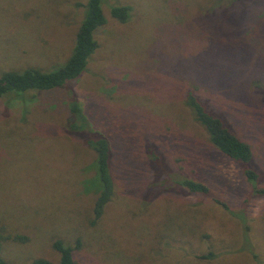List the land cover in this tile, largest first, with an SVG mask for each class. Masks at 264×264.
<instances>
[{
  "label": "rangeland",
  "instance_id": "1",
  "mask_svg": "<svg viewBox=\"0 0 264 264\" xmlns=\"http://www.w3.org/2000/svg\"><path fill=\"white\" fill-rule=\"evenodd\" d=\"M86 1L0 0V74L62 67ZM117 6L131 8L128 21L111 16ZM101 7L98 48L78 79L0 100V234L24 238L5 241L0 257L56 263L52 244L74 248L78 240L76 264H264V195L242 165L208 144L185 105L197 89L208 111L251 146L263 189L264 0H102ZM208 36L244 37L249 48L208 55ZM71 95L111 147L115 194L95 224L94 195L85 190L95 157L69 131ZM183 179L209 193L187 192L177 184ZM209 251L215 259L199 258Z\"/></svg>",
  "mask_w": 264,
  "mask_h": 264
},
{
  "label": "trees",
  "instance_id": "2",
  "mask_svg": "<svg viewBox=\"0 0 264 264\" xmlns=\"http://www.w3.org/2000/svg\"><path fill=\"white\" fill-rule=\"evenodd\" d=\"M101 2L102 0H87L86 3L82 5L85 9V15L77 29L72 53L62 67L51 72H43L36 68H26L22 71H3L0 74V100L11 96L20 98L25 96L27 91L53 90L78 79L86 70L88 59L98 48L93 34L99 27L105 24ZM110 12L114 19L119 22H126L130 18L131 8L128 6H117L111 8ZM206 43L209 46L207 50L208 55L212 54L213 49L223 51L234 49L236 50H233L234 54H236L244 53L247 51L246 48H249L247 40L244 37L226 42L208 36ZM196 90L197 89H194L188 93L185 105L190 109L194 121L206 132L208 144L222 153L225 157L242 165L243 176L254 193L264 195V188H257L261 176L252 167L254 154L251 146L237 137L233 131L225 125L221 118L208 111L207 106H205L196 95ZM71 94L74 95L72 92ZM72 95L67 102V108L72 120L69 124V131L73 132L74 130L75 134H78L80 139L84 140V143L92 150L95 157L93 162L88 166V171H92V178L88 179L85 183V190L94 195L91 209L93 217L91 224H95L101 219L105 208L115 194L114 180L111 172V147L107 138L91 127L80 104ZM154 158L155 161L158 160L157 157ZM177 184L189 193H209V188L199 181L183 179L180 182L177 181ZM216 203L228 210L227 204L223 201L216 200ZM11 238L17 241L24 240L23 237L18 235L6 237L0 234V252L4 242ZM77 243L78 240L73 248L66 245L62 240H57L52 244V248L58 254V261L56 263L39 258L28 264H76L73 253L75 248L79 249V243ZM199 258L209 261L215 259L216 255L212 251H209L208 254L201 255ZM0 264L7 263L0 257Z\"/></svg>",
  "mask_w": 264,
  "mask_h": 264
}]
</instances>
